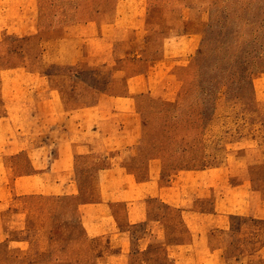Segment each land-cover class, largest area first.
Returning <instances> with one entry per match:
<instances>
[{"label":"crops","instance_id":"1","mask_svg":"<svg viewBox=\"0 0 264 264\" xmlns=\"http://www.w3.org/2000/svg\"><path fill=\"white\" fill-rule=\"evenodd\" d=\"M112 1L110 12L96 10L89 18L81 6L77 19L59 29L56 21L39 28L36 13H17L21 20L16 24L25 37L42 34L43 50L20 75L24 89L16 96L22 99V121L5 145L9 149L0 151V161L24 157L26 169L0 188V208L9 195L61 197L59 209L72 210L77 218V264L93 258L101 264H131L135 255L138 264H264V235L247 230L264 226L259 142L248 136L231 138L220 152L222 143L207 137L216 110L211 117L204 100L200 107L184 109L173 83L175 70L194 54L203 29L152 46L146 40L147 0ZM55 41L59 48L52 54ZM152 49L158 54L143 60L145 50ZM45 51L52 54L46 59L55 71L43 68ZM102 52L105 57L99 60ZM142 61L147 69L128 72ZM101 65L110 69L106 85L82 76L86 71L95 75ZM180 75L188 86L185 102L194 97L193 77ZM145 95L165 100L149 113L173 116L161 123L144 121L138 104ZM178 113L187 115L184 123L177 121ZM198 114L201 123L195 126ZM149 129L154 131L149 142L153 154L129 171L125 152L141 147ZM94 166L100 200L83 201V179ZM66 199L76 201L65 206ZM113 202L124 205L125 226L115 218ZM246 226L248 232L242 228ZM98 239L107 242L100 253L92 249ZM16 241L27 247L11 249L8 264H33L25 260L35 251L31 236ZM46 252L43 258H53L51 250Z\"/></svg>","mask_w":264,"mask_h":264},{"label":"rangeland","instance_id":"2","mask_svg":"<svg viewBox=\"0 0 264 264\" xmlns=\"http://www.w3.org/2000/svg\"><path fill=\"white\" fill-rule=\"evenodd\" d=\"M112 0H0V151H4L9 139H14V128L22 121L21 98L17 90H23L22 74L42 55L41 33L31 37L23 35L24 28H18L16 22L21 20L17 13H36L39 28H45L56 21L57 28L67 26L76 20L77 9L82 6L83 14L106 13L112 10ZM146 40L152 46H161L167 37L184 35L188 30H200L195 44L194 54L178 67L173 78L178 94L183 96L181 106L196 105L205 102L209 115L215 117L207 132V137L216 138L222 145L235 137H254L261 146L264 159V0H147ZM12 13L7 17L6 14ZM64 14V17H63ZM48 15V17H47ZM77 15V14H76ZM107 18L106 16H103ZM84 18V16H81ZM101 18H99L100 20ZM70 21V22H71ZM59 23V24H58ZM49 28V27H47ZM59 44L51 43V53L58 52ZM158 49V48H157ZM145 50L148 59L158 50ZM45 51V59L52 55ZM104 59L103 52L100 53ZM43 68L55 71L56 66L46 59ZM194 64V65H193ZM42 68V64H38ZM94 75L86 71L82 76L100 86L106 85L110 69L104 65ZM180 68V69H179ZM147 69V61L129 66V73ZM18 74H17V73ZM180 73L193 77L191 90L193 98L184 102L183 95L188 89L187 81L181 79ZM67 90V89H66ZM182 91V94H181ZM189 91L186 92L188 94ZM204 96V98L202 97ZM159 97V96H158ZM178 98V97H177ZM179 99V98H178ZM162 98L145 95L139 100V109L146 122L161 123L173 113L153 115L151 107L164 104ZM187 115L178 113L177 121L185 120ZM195 115V126H200L201 118ZM171 117V116H170ZM11 121L1 123V121ZM12 124V125H10ZM152 125V124H151ZM153 130H147L141 147L132 152H125L126 166L129 171L143 166L146 159L153 154ZM152 133V134H151ZM9 153V152H8ZM23 160V161H21ZM106 162L99 163L100 166ZM98 165V166H99ZM98 166L83 179L85 192L83 201L100 200L97 189ZM99 166V167H100ZM26 169L25 158L20 160L7 158L0 161V188L10 186L15 174ZM141 175L142 171H138ZM99 185V183H98ZM264 197V179L260 182ZM102 198V197H101ZM5 206L0 208V264L10 262L9 251L13 248H26L27 244L19 243L17 238L31 236L35 251L28 255L26 261L33 264H77V218L72 210L59 209L61 197L53 195H32L14 197L9 195ZM74 199H66L65 206L71 205ZM115 218L121 226L125 224V208L122 203L113 202ZM72 211V212H71ZM47 218H46V215ZM125 226V225H124ZM242 227L257 230L264 235V226ZM237 228H240L239 226ZM248 232V231H247ZM52 239V241H50ZM92 249L100 253L107 249L103 239L93 240ZM32 247V245H31ZM53 252V258H43L46 250ZM38 254H37V253ZM37 254V255H36ZM52 260V261H48ZM83 262V261H82ZM85 264H101L100 258L86 260ZM131 264H138L136 255Z\"/></svg>","mask_w":264,"mask_h":264}]
</instances>
